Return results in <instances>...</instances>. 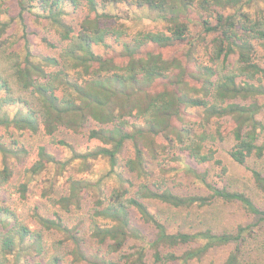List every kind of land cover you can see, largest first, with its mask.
Segmentation results:
<instances>
[{
	"label": "trees",
	"instance_id": "obj_1",
	"mask_svg": "<svg viewBox=\"0 0 264 264\" xmlns=\"http://www.w3.org/2000/svg\"><path fill=\"white\" fill-rule=\"evenodd\" d=\"M250 2L0 0V131L41 132L68 154L58 158L39 145L17 191L24 196L34 176L46 174L40 193L59 209L70 212L92 198V248L79 223L34 209L30 224L0 200V264H63L66 256L84 264H193L230 243L233 249L218 264H239L254 224L221 233L170 232L149 201L188 208L221 199L264 222V208L251 196L217 185L207 169L196 167L213 164L223 179L228 168L214 145L231 137L229 157L248 169L255 190L264 194V173L247 165L264 155V5L252 12ZM16 25L20 36L10 40L7 32ZM90 121L95 125L86 128ZM69 132L98 144L78 149L64 137ZM128 140L133 153L120 171L118 157ZM29 156L18 138L0 134V186L10 184L12 164ZM98 158L108 168L94 176L90 162ZM168 162L180 164L207 193L173 192L166 184ZM68 169L91 175L69 176L66 194L52 196ZM132 212L153 237L133 223ZM49 232L59 239L46 254ZM129 241L132 250L126 251Z\"/></svg>",
	"mask_w": 264,
	"mask_h": 264
},
{
	"label": "rangeland",
	"instance_id": "obj_2",
	"mask_svg": "<svg viewBox=\"0 0 264 264\" xmlns=\"http://www.w3.org/2000/svg\"><path fill=\"white\" fill-rule=\"evenodd\" d=\"M263 5L264 0H252V2H250V11L254 12L256 8L262 7ZM78 16H81V14ZM146 26H148V28L156 27L154 23L147 24ZM20 32L19 26L16 25L12 29L8 30L7 35L11 36L10 40H12L13 38L19 37ZM14 33H17V35H14ZM37 48H42V45H38ZM260 62L264 64V52L261 55ZM259 118L264 120V107L263 111L259 115ZM94 125L95 122L90 121L86 128L93 127ZM0 134H3L4 139L6 140L9 139L10 136L18 138L19 141L30 151V156L27 161L22 163L14 162L12 164L13 175L10 180V184L0 186V200L2 201V204L14 209L21 218L25 219L30 224L31 213L34 209L44 215H51L53 212H57L68 224H80L79 228L87 241L86 244H89L92 248V240L88 238L89 235L87 233V209L90 206L92 199L90 195L85 197L79 208H72L70 212H65L57 206L52 205L46 196L41 195V187L44 184L46 174L34 176V178L30 181L28 191L24 196H21L16 188V186L23 181L24 169L35 158L36 148L39 145H44L47 150L54 153L58 158L67 156V150L59 148L49 142V138L41 132L38 134H30L20 133L10 129L1 130ZM64 137L72 142V144H74L78 149H86V147L91 148L98 144L97 141L86 139L83 132L77 134L71 132L65 133ZM232 142V138L228 137L223 142H217L214 145V148L217 150V156L223 160L228 168V171L223 179L217 177L216 172L218 171V168H216L213 164L199 166L194 164V166L199 169H207L210 180L214 181L217 185L224 186L230 190L242 191L251 196L256 204L264 208V194L255 190L248 169L245 166L235 163L228 155V150L232 145ZM132 153V142L128 140L122 154L118 157V170L123 171V161L125 158L131 156ZM158 162L164 163L161 159H159ZM90 164L94 176L100 174L101 172L104 173L108 168V164L103 158L92 160ZM247 165L250 167H257L264 173V155L260 159L254 157L249 158ZM165 167L167 168V173L165 175L167 177L166 184L173 192L181 195L207 193L202 186L192 182L191 178L184 172L180 164L176 162H168ZM157 168V161H155L151 164L154 176L157 175ZM89 175H91V173H88V171L79 173L76 169H68L58 177L55 185L52 189H50V193L55 197L64 195L67 191L66 182L69 176L85 177ZM47 176H49L48 173ZM112 185L113 180L108 182L107 188H110ZM149 207L161 219L170 232H175L177 230L194 232L197 230L210 229L214 233H221L231 232L237 225L254 224L251 227L252 232H249L250 234H245L246 238L241 246L239 264H264V222H257L253 216L244 212L238 203L224 202L221 199H216L214 203L209 206L194 205L188 208H174L156 200H150ZM131 218L134 224L138 225L149 236L153 237L154 230L142 222L135 212H132ZM58 239L59 235L56 232H49L46 234V254H49L54 250L53 243ZM132 245L133 242L129 241L124 249L126 251H131ZM233 247L234 244L230 243L211 248L207 251L203 258L198 261H194L193 264H218L226 258L227 254L233 249ZM60 250L65 252L68 248L61 247ZM151 251V249L148 250L149 258ZM63 264L84 263L72 261L70 257L66 256L63 260Z\"/></svg>",
	"mask_w": 264,
	"mask_h": 264
}]
</instances>
